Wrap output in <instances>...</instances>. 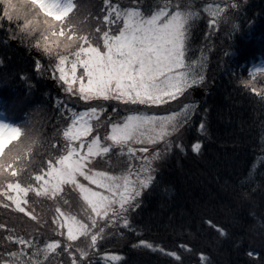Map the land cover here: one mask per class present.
I'll return each mask as SVG.
<instances>
[{"label": "trees", "instance_id": "trees-1", "mask_svg": "<svg viewBox=\"0 0 264 264\" xmlns=\"http://www.w3.org/2000/svg\"><path fill=\"white\" fill-rule=\"evenodd\" d=\"M168 1L147 0V3L161 6ZM198 1L193 10L201 16L198 15L190 29L186 58L202 65L208 81L198 86L206 85L209 89L197 110L201 119L188 121L190 139H187H198L203 134L201 147L187 152L178 147L168 154L166 164L159 166L153 183L138 200V207L130 212L127 226L122 220L116 226L101 224L106 231L95 255L89 258L92 264H106L105 252L121 257L111 264H264V98L260 95L264 90V74H257L254 85L257 92L241 84L251 79L252 67L264 60V0ZM216 1L229 8V18L224 15L223 20L234 21L228 29L214 30L210 23L205 8ZM18 2L21 0H13V3ZM74 2L77 4L74 19L79 20L82 32H94L98 24L106 27L100 23L103 0ZM112 2L130 6L128 0ZM4 8V0H0V80L9 81L0 84V96L13 88L21 95L29 94L30 103L14 120L30 121L27 127L33 129L36 139L31 159L33 168L38 169L46 163L49 153L59 154L58 148L51 147L53 142L63 146L61 133L70 115L64 109L79 112L84 104L94 105L61 88L62 82L54 78L49 58L29 46L34 43L30 38L22 42L15 35V23L10 25L3 16ZM11 39L15 40L13 44ZM100 44L102 46V40ZM37 60L41 63L39 71L34 67ZM58 75L56 73V77ZM47 78L53 79L52 85L47 84ZM191 99L195 100L193 96ZM101 102L106 101L93 103L99 106ZM107 106L109 109L110 104ZM135 106L137 111L156 109V106ZM112 122L119 120L113 117ZM94 164L97 169L116 174L117 169L112 170L102 157ZM29 196L30 210L34 209L41 217L39 223L3 204H0V223L17 234L35 230L39 240L57 238L62 243H72L73 250L83 246V238L76 243L68 242L66 235H59V226L53 222L56 203L38 198L34 193ZM77 197L78 193L68 187L59 203L62 210L72 211L81 218L84 209ZM63 200H67L68 205H64ZM64 231L66 233V229ZM6 235L8 232L0 229V256L20 247L3 239ZM140 241L152 247L141 245ZM172 252L176 256H172ZM46 264H71V257L61 247L48 254ZM84 264H88V260Z\"/></svg>", "mask_w": 264, "mask_h": 264}, {"label": "snow or ice", "instance_id": "snow-or-ice-1", "mask_svg": "<svg viewBox=\"0 0 264 264\" xmlns=\"http://www.w3.org/2000/svg\"><path fill=\"white\" fill-rule=\"evenodd\" d=\"M128 2L130 6L103 0L100 23L106 27L98 24L94 32H82L79 20L74 19L77 8L74 0H21L18 3L4 0L3 16L10 25L15 23V35L22 42L30 38L34 43L29 46L49 58L53 76L62 82L60 86L66 93L97 104L115 100L125 107L130 104L157 106L165 114L130 111L119 117V122H112L102 139L98 134L90 135L94 127L100 126L102 107H85L79 112L64 109L70 115L61 133L63 146L53 142L51 147L58 148L59 154L49 153L46 163L34 169L31 157L36 139L33 129L27 127L30 121L14 120L30 103L29 94L21 95L13 88L0 96V204L39 223L41 217L34 209L30 210L29 194L50 199L56 203L53 222L59 226V235H66L68 242L84 240L83 246L73 250L72 243H62L57 238L39 240L35 230L17 234L0 223V229L8 232L3 239L20 246L0 256V264H46L48 254L61 247L71 257V264H84L85 260L92 264L89 258L95 255L106 231L100 223L115 226L122 220L127 226L128 214L138 207L143 190L153 183L156 171L153 165L161 159L162 153L159 149L150 153V148L163 142L166 154L169 138L187 125L192 105L185 103L178 111H169L168 102L179 103L178 97L186 95L205 78L202 65L186 58L190 29L199 13L183 4L169 11V4L152 5L147 0ZM220 11L217 6L212 15ZM34 67L41 69L39 60L34 62ZM257 74H264V70L250 73L251 79L241 84L257 92L254 86ZM8 83L7 79L0 80V84ZM260 95L264 98V90ZM134 144L143 146L137 150ZM116 147L121 155L126 148L128 156L138 159L139 163L130 162L120 174L98 170L94 161ZM200 147L199 142L192 145L193 150ZM68 187L78 193L85 218L62 210L59 202ZM63 204L68 205V201L63 200ZM220 232L224 234L223 229ZM140 244L152 247L145 241ZM171 255L176 256V253ZM103 259L111 264L121 257L105 252Z\"/></svg>", "mask_w": 264, "mask_h": 264}, {"label": "rangeland", "instance_id": "rangeland-1", "mask_svg": "<svg viewBox=\"0 0 264 264\" xmlns=\"http://www.w3.org/2000/svg\"><path fill=\"white\" fill-rule=\"evenodd\" d=\"M198 2H199L198 0H169L168 2H162L161 6H163L164 4H169V11L175 10V7L177 4L192 6L193 9H195L196 4ZM200 2L203 3L204 0H200ZM217 6H219V8L222 11L218 12L216 16H213L212 11L215 10L217 8ZM206 9H208V10H206ZM205 10L207 11V15L210 16L211 21H214V23H211L214 30H218V29H222V28L228 29L234 21V20H226L227 18H229L227 16V12H228L229 8L226 6L225 3H221L220 1H216V3L212 2V3L207 4ZM199 15L201 16L200 13H199ZM224 15L226 16L225 20H223ZM217 21L219 23H217ZM189 35H190V33H189ZM188 44L189 43L187 42V46H188ZM257 69L264 70V61H261L252 67L253 72H255ZM201 71L203 73L202 68H201ZM203 75H204V73H203ZM47 79L52 80V83H53V79H51V78H47ZM206 81H208L207 77L204 78V80L201 82V84H203V83L205 84ZM52 83L48 84V85H52ZM208 89H209V87H206V85H202V87H200L198 85H194L190 90L187 91L186 95H184L183 97L177 98V101L179 103H177L175 101H169L168 102V104H169L168 110L169 111H173V110L178 111L179 108L183 106V104L190 103L192 105V108L190 109L188 121L195 122L196 119L201 117V113L198 114L197 110H198L200 103L202 101H204L205 93ZM191 96H193L195 98V100H192ZM89 103L94 105V107H102L104 109V111L100 114V126L98 128L94 127V130H93V135L98 134L101 136L102 139L104 136L107 135V132L110 130V127H109L110 125H108V122L111 123V118H113V117H117V118L124 117L127 114H129L130 111H137V109H138L135 105H128L127 107H125L123 104H121V102H117L115 100L101 102L99 106H96V104H94L93 102H89ZM107 104H110L109 109H108ZM115 105H116V107L118 106L117 109H116ZM85 107H87V106L84 104L79 111L84 110ZM155 108L156 109H152L151 111H148V114L149 115H153V114L164 115L165 114V112H163V111L160 113L157 110L158 109L157 106ZM114 109H115V113L113 112ZM139 111H143V110H139ZM199 112H201V109L199 110ZM203 117H204V115H203ZM188 125H189V123L187 122L186 126L181 127L178 132L174 133L173 136L169 138V140H168L169 147L167 149L166 154H165V144L163 142H161L155 146H152L150 148V153L155 152L157 149H159L160 152L162 153L161 159L154 162L153 166L155 167L156 171L153 173V176L159 170V166L166 164L168 154L170 152H173L175 149H177L178 145H183V147L182 148L180 147V149L183 150L184 152H187V151L193 150L192 145L194 143L200 142V139L202 138L203 134L198 139L193 138L192 140L188 141L187 138L190 139V137L188 136V133H189V130L187 129ZM203 132L204 131H202V133ZM195 136H196V133H195ZM142 146L143 145H139V144L133 145V147H135L137 150ZM102 158H103L104 162H105V160L108 161L110 168H112V170L117 169L114 171L116 174H120L121 171L126 170L128 164L130 162L131 163H137V164L139 163L138 159L133 160L132 157L128 156L126 148L124 150L123 155L120 154V149L118 147H116V148H114L113 151H111L109 154H106ZM98 170L106 171L103 169H98ZM145 192H146V189L143 190L142 195ZM142 195H141V197H142ZM141 197L139 199H141ZM70 198H73V197L71 196ZM76 200H80L79 196L76 198ZM49 201L51 202V200H49ZM78 202L81 204V207H82L81 201H78ZM41 205H43V204L41 203ZM81 209H84V208L82 207ZM82 213L83 214H82L81 218H85L86 217L85 210ZM129 216H130V213L128 214L127 219L129 218ZM101 224L102 223H100V227H101ZM45 229H47V228L45 227Z\"/></svg>", "mask_w": 264, "mask_h": 264}, {"label": "water", "instance_id": "water-1", "mask_svg": "<svg viewBox=\"0 0 264 264\" xmlns=\"http://www.w3.org/2000/svg\"><path fill=\"white\" fill-rule=\"evenodd\" d=\"M52 80H49L47 84H49Z\"/></svg>", "mask_w": 264, "mask_h": 264}]
</instances>
